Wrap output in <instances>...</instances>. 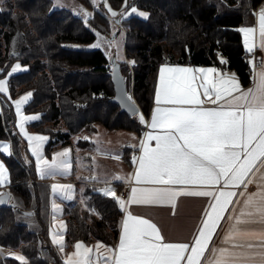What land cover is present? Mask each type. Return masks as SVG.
Here are the masks:
<instances>
[{
	"label": "trees",
	"instance_id": "1",
	"mask_svg": "<svg viewBox=\"0 0 264 264\" xmlns=\"http://www.w3.org/2000/svg\"><path fill=\"white\" fill-rule=\"evenodd\" d=\"M107 1L118 12L134 7L148 14L146 18L133 14L124 21L128 27L127 56L136 61L133 92L144 116L151 114L158 72L164 64L230 70L239 76L243 88L252 86L251 58L239 29L254 25L256 11L264 0H127L126 5L125 0ZM76 2L91 7L90 0ZM54 4L53 0H7L0 11V39L6 46L5 56L0 59V66L5 68L0 72V80L7 77L12 61L30 66L29 71L10 77L9 95L8 91L0 92V143L11 140L14 147L10 156L0 152L10 171L11 184L6 191L12 194L14 203L0 206V246L20 250L27 264L64 262L50 239L51 185L39 179L35 162L28 161L27 142L17 126L14 99L18 94L32 91L33 100L25 111H42V122L49 120L55 124L61 118L67 121L69 131L65 134L49 133L42 128L43 123L31 125L51 135L49 149L58 139L65 141L63 145L69 144L70 136L90 123L99 122L110 130L133 131L140 137L146 129L139 114L129 116L112 102L115 86L111 61L105 52L99 48L72 47L94 43L96 32L82 18L65 8H55ZM99 14L97 18L102 23L94 21L93 27L111 28V20ZM138 151V147L124 150L131 167L132 157ZM85 195L83 209L76 201L66 203L67 242L91 244L100 240L115 248L123 216L120 204L94 186H89ZM18 212H32L30 216L37 217L35 230L18 221ZM5 261L19 264L13 257Z\"/></svg>",
	"mask_w": 264,
	"mask_h": 264
},
{
	"label": "snow or ice",
	"instance_id": "2",
	"mask_svg": "<svg viewBox=\"0 0 264 264\" xmlns=\"http://www.w3.org/2000/svg\"><path fill=\"white\" fill-rule=\"evenodd\" d=\"M60 4L61 0H56V5ZM80 11L85 18L90 16L83 9ZM109 11L117 15L111 8ZM131 12L136 13L137 9L133 7ZM139 15L147 17V13ZM255 15L256 27L239 29L246 51L253 56L249 60L253 86L245 90L235 74L228 77L215 68L161 67L157 107L150 121L140 115V122L153 132L145 133L141 140V155L133 159L138 167L127 178L136 185L152 187H131L127 201L116 197L114 189H104V195L115 198L122 211H126V204L170 205L174 209L180 196L210 198L191 244L166 242L157 224L127 212L119 243L115 249H108L111 255L103 258V264H201L220 222L234 203L242 206L233 208L238 215L229 217L232 223L223 241L229 246L213 249V259L208 264H264V59L257 63L254 58L257 49L264 51V8ZM93 47H100V43ZM19 68L16 65L12 71ZM6 91V81L0 80V92ZM31 95L27 93L15 102L18 115ZM131 99L129 96L128 100ZM206 101L217 106L206 108ZM38 118L25 116L23 120ZM23 120L18 126L36 157L41 178L67 174L71 167L70 150L55 154L51 161L45 159L42 146L47 137L28 135ZM0 152L10 154V145L0 146ZM7 183V169L0 163V187ZM252 184L257 191L248 193L243 201L235 200L238 193L231 189L243 188L244 192L239 193L243 196ZM189 187L203 190H184ZM51 188L54 194L70 198L73 186L53 184ZM5 195L0 193V202H4ZM8 198L11 199L10 195ZM57 208L53 204L54 212ZM52 239L63 252V236L53 235ZM74 248L65 264H98L101 259L81 242ZM9 255L19 264H27L23 255L11 252Z\"/></svg>",
	"mask_w": 264,
	"mask_h": 264
},
{
	"label": "crops",
	"instance_id": "3",
	"mask_svg": "<svg viewBox=\"0 0 264 264\" xmlns=\"http://www.w3.org/2000/svg\"><path fill=\"white\" fill-rule=\"evenodd\" d=\"M262 8H264V2L258 7L256 13H258ZM256 26H257V16L255 23L254 25H252V27H256ZM246 27H251V26H246ZM249 55L250 58L253 59V56L251 54ZM254 58L257 63L260 62L261 59H264V51H260L257 49L254 53ZM161 67L217 69L216 67H209V66H193V65H180V64H164ZM160 69L158 72L157 86L159 84ZM217 71L219 73L226 74L228 77H230L232 74H235L236 77L238 78V75L233 71L223 70V69H217ZM238 80L241 87L243 88L239 78ZM243 89L246 90L248 88H243ZM27 93H31L32 95L28 98L26 103L21 105L20 115L17 114V126L18 124L21 123L23 117L25 116L39 117L38 119H33V120H23V128L28 135H41L47 137V140L43 143L42 152L44 158L49 161H51L52 157L55 154L63 152L65 150H70L69 162L71 164V167L70 169H68L67 174L58 173L54 177H45V178H41V176L38 174V177L41 181L48 182L51 186L53 184L73 186L70 198H64L63 194H54L53 192H51V208L49 214L50 239L53 243V239H52L53 235L63 236V243L65 245L63 252L59 250V247L56 244L54 243L53 244L58 248L59 255L63 260L64 264L68 256L75 251L74 245L78 242H81L83 245L92 248L94 250L93 255L101 258L98 261V264H103V258H107L108 256L111 255V253L108 252V249H115L119 243L122 221L124 220L127 212H131L133 215L136 216L150 219L152 222L157 224V226L161 229L162 235L165 237L166 242H173V243L186 242L191 244L201 224V221L204 218L205 210L208 209V205L210 201V198L208 197L180 196L176 201V205L174 209L170 205L160 206V205L126 204L125 206L126 211H123V216L121 218V224H120V233L115 248L105 244L103 241L100 240H94L91 244L85 243L83 241H77L75 243L67 242L66 235L68 230V222H67L68 214L65 213L66 203H70L76 200L80 201L81 197L83 196L86 197L85 195L86 190L84 193H82V195L80 194L83 187L85 186L89 187L88 185L91 186L93 185L98 190L103 192L102 187L114 184L117 186V189L118 188L121 189V191L119 192L120 198H122L121 195L123 192H127L128 194L127 198H122L125 201H127L130 195L131 187L134 186L152 187L151 185H136L134 181H130L129 179H127L134 174L138 165L133 163L134 165L133 167H131V165L124 157V150L126 147H136V148L138 147L139 151L134 153L132 160L134 159V157H139L141 155V148H140L141 140L144 139L145 133L153 132V130L146 126V129L142 137H140L137 134L135 145L128 146L124 141L121 140V134L123 132L128 133L130 131L110 130L104 128V125L92 124L91 126L84 127L78 133L71 135L69 139L70 141L69 144L63 146L61 145V143H59L55 145L52 150H48L47 146L51 141V135H49L48 133L39 132L36 129L32 128L31 126L36 122L42 121L43 114L40 113L28 114L25 111V107L27 106V104H29L33 100L32 92H26L25 94L22 95V97H24ZM221 103H223V101H221ZM160 106L171 107V105H160ZM216 106L217 105H214L207 101L204 105V107L206 108H212ZM156 107L157 105H156V94H155V103L152 108L151 114ZM2 110H3V106H2V102L0 101V112H2ZM141 114L144 116L143 113ZM151 114L149 117L144 116L146 121H150ZM18 129L22 137L27 142L28 161L30 160L34 161L36 165L37 163L36 157L33 156L32 151L30 150L29 142L25 138L24 134L21 132V128L19 126ZM153 134H157V133H153ZM74 138L77 139L74 140ZM154 144L155 142L153 141L152 146H154ZM2 145H10V154L7 152H1L2 154H5L7 156L14 154V147L11 140H3L0 143V146ZM113 156L118 158L113 159L112 158ZM0 163H3L4 166L6 167L8 173V180H9V183H7L5 186H3L0 189V193H4L6 189L8 190V187L11 184V176H10L9 168L1 155H0ZM105 164L108 165V167H106ZM117 176L120 177L121 179H115V177ZM184 190H203V189H196L189 187V188H185ZM231 190L236 191L238 193L237 197H235V200L243 201L248 193L257 191V186L255 184L249 185L247 192H245L243 196L239 195L240 192H244L243 188L231 189ZM12 199L13 196L11 194V200ZM53 204L58 206L55 212L53 210ZM241 206L242 204L234 203L229 209V211L225 214V219L220 222V226L217 229L216 234L209 245L208 251L205 253L204 258H202L201 264H208V262L213 259V249L229 246L223 243L224 237L226 233L229 231L230 225L232 223V221L229 220V217L233 215H238V212H233L232 209L233 208L239 209ZM54 216L55 219L53 218ZM61 225H64V227L61 228ZM251 227H255V226H251ZM97 245H100V247L97 248ZM0 249L3 250V253L4 252L12 253L14 250V249L12 250L8 248H4L1 246ZM14 251L16 252L19 251L20 253H22L20 250H14ZM9 257L12 256L4 255V254L0 255V259L4 260L3 262H0V264H10L8 261H5Z\"/></svg>",
	"mask_w": 264,
	"mask_h": 264
},
{
	"label": "rangeland",
	"instance_id": "4",
	"mask_svg": "<svg viewBox=\"0 0 264 264\" xmlns=\"http://www.w3.org/2000/svg\"><path fill=\"white\" fill-rule=\"evenodd\" d=\"M6 1L7 0H0V11H3L4 4H5ZM53 1L55 2V4H54L55 8H65V9L69 10L71 12V15H75V16H78V17L82 18L85 21V23H86V25L88 27L93 29L96 32V34L99 33V36L97 35V39H96V41L94 43L89 44V45L76 44V45H72V47L83 48V49H95V48L96 49L97 48L102 49L105 52V54H106L107 58L109 59V61H111L110 69L112 71L114 69V62L122 63L123 74L126 76V79H127L128 90L130 89L129 90V94L134 99V101L137 102L136 96L134 95V92H133V88H134V67L136 65V61L134 59H132V58H129L127 56V52H126V33H127V28L128 27H127V25L125 24L124 21L126 19H128V17L132 16L133 14L138 15V16H140L142 18H145L144 16L139 15V13H145V12L144 11H140V10H137L136 13H132L131 10H129L127 12H124V13L123 12H118V11H115L111 7V5L109 4V2L107 0H95V2H93V0H90V3H91L90 6L91 7H88V8L84 7L82 4L77 3L76 0H61V4L59 6L56 5V0H53ZM109 8H111L112 11L116 12L117 15L113 16L111 14V12L109 11ZM81 9H83L85 12L89 13L90 16L85 18V16L80 11ZM97 12H98V15H100L99 13H101L104 17H108L111 20V22H110L111 23V28H109V29L106 28L104 30H98V29H95L93 27L92 24H94V21H98L99 24L102 23V21L97 18ZM113 33H114V35H113ZM1 39H0V59H3L4 56H5V53H6V50H5L6 46H5L4 41L1 40ZM14 41H17V40L15 39ZM98 42L100 43V47H93V45L98 43ZM12 51H15L14 50V46H12ZM131 61H134L135 63H130ZM16 65H20V68L17 69L15 72H13L12 69ZM29 67H30L29 65L24 64L23 62H20V61L19 62H13V61L11 62V68L9 70V73H8L7 77L5 79H2L3 81H6V87L8 89L7 90L8 91V95H9V87L7 85V82L9 81L10 77H13V75H17V74L29 71ZM4 69H5L4 67L0 66V72H3ZM238 78H239V76H238ZM17 90H20L19 86H17ZM26 92H32V91L31 90L30 91L27 90V91L22 92V93L20 92L18 94V97L16 99H14V102L17 99L19 100L22 97V95L25 94ZM56 101H57V103H60V100L57 99ZM137 104H138V102H137ZM42 109L43 108H40V110H42ZM40 112H42V111H40ZM40 112H36V114H39ZM136 119H139V116H136L135 120ZM36 123H43L42 128L48 129L49 133L50 132L51 133L52 132L53 133L60 132V133L65 134V133H67L69 131V128L67 126V121L64 118H61L55 124H54V122H51L49 120H47L46 122L39 121V122H36ZM92 124H94V125L95 124L102 125L99 122H95V123H90L87 126H91ZM104 128H106V127L104 126ZM106 129H108V128H106ZM75 139H77V138H74V140ZM136 139H137V133L136 132L134 133L133 131H130L128 133L127 132H125V133L123 132L121 134V140L124 141L126 143V145H128V146H134L135 142H136ZM57 141H58V143L56 142L55 144H53L51 149H49L48 146H47L48 150H52L54 148V146L59 144V143H61V145H63V143L65 142V141H60L59 139ZM63 146H65V145H63ZM105 166L108 167V165H106V164H105ZM88 186H91V185H88ZM86 187L87 186L82 188V190L80 192L81 195H82V193L85 192ZM105 188L114 189L116 197L120 198V195H119V192H118V189H117L116 185L112 184V185H109V186L102 187L103 192H104ZM83 197H81L80 201L76 200V202H78V203H80V205H82V209H83V206H84L83 205V201L85 199V197L84 198ZM18 221L19 222H23L30 229L35 230V227H36L35 226V222L37 224V217L36 216H32L31 217L30 215L26 214V212L25 213L18 212ZM12 253L23 255L19 251L16 252L14 250H13ZM3 254L4 255H9V253H7V252H4ZM25 259H26V257H25Z\"/></svg>",
	"mask_w": 264,
	"mask_h": 264
},
{
	"label": "water",
	"instance_id": "5",
	"mask_svg": "<svg viewBox=\"0 0 264 264\" xmlns=\"http://www.w3.org/2000/svg\"><path fill=\"white\" fill-rule=\"evenodd\" d=\"M111 76L115 86V96L112 98V102L117 104L121 108V111L129 116L141 114L142 110L137 102L134 101L132 97L131 100H128L130 94L126 78L121 71L120 63L114 62V69L111 72ZM4 193L7 195L3 197L4 202H0V206L7 207L9 205H14L11 199L8 198L9 195L11 197V193L9 191H5ZM26 214L33 215L32 212H26Z\"/></svg>",
	"mask_w": 264,
	"mask_h": 264
},
{
	"label": "built area",
	"instance_id": "6",
	"mask_svg": "<svg viewBox=\"0 0 264 264\" xmlns=\"http://www.w3.org/2000/svg\"><path fill=\"white\" fill-rule=\"evenodd\" d=\"M127 195H128L127 192H123L121 196L122 198H127Z\"/></svg>",
	"mask_w": 264,
	"mask_h": 264
}]
</instances>
